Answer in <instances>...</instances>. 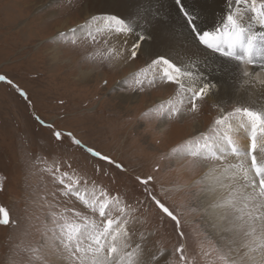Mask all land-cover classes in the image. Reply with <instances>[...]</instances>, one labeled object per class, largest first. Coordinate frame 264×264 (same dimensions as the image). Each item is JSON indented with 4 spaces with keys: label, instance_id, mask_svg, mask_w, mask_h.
<instances>
[{
    "label": "snow or ice",
    "instance_id": "6c2138e0",
    "mask_svg": "<svg viewBox=\"0 0 264 264\" xmlns=\"http://www.w3.org/2000/svg\"><path fill=\"white\" fill-rule=\"evenodd\" d=\"M197 2L172 0L174 15L168 21L158 9L149 8L129 15L90 14L57 39L77 47L81 42L102 44L97 54L110 64L142 61L119 82L122 91L172 88L166 101L148 111L161 122L191 117L195 132L159 160L174 161L178 167L170 164L168 170L178 177L200 168L203 174L169 186L157 184L154 174H136L140 195L129 199L79 173L67 160L71 171L55 156L51 163L38 157L36 163L43 159L45 164L41 171L51 177L52 199L40 196L42 203L32 210L30 202L20 218L0 207V227L20 230L21 237L8 264H264V0H224L225 7L210 25ZM161 22L171 32L166 52L154 44L153 29ZM177 43L186 58L171 54ZM201 53L225 58L224 71L237 83V91H247L230 107L217 101L216 114L203 129L196 118L219 85L201 70ZM0 81L28 100V94L5 75ZM257 88L259 96L254 95ZM34 118L52 130L57 146L67 136L72 146L85 151L96 175L108 176L105 165L129 171L122 161L88 146L71 131ZM161 171L155 163L152 173ZM73 198L88 212L70 207ZM190 241H195V249Z\"/></svg>",
    "mask_w": 264,
    "mask_h": 264
},
{
    "label": "rangeland",
    "instance_id": "374dc122",
    "mask_svg": "<svg viewBox=\"0 0 264 264\" xmlns=\"http://www.w3.org/2000/svg\"><path fill=\"white\" fill-rule=\"evenodd\" d=\"M67 2L71 4H65L64 0H37L32 9L21 10L19 6H26L17 5L16 0H0V75H5L28 94L26 101L16 87L0 81V207L13 218L25 216V208L30 202H34L31 206L34 210L42 203L40 196L47 195L48 200L52 199V180L48 173L41 171L44 160L36 163L38 157L51 163L55 156L64 170L71 171L64 163L67 160L79 173L102 183L112 192L126 193L129 199L140 195L134 179L136 174H154L157 184L169 186L177 179L189 182L198 179L204 171L200 168L178 177L177 172L168 170L170 164L173 168L178 167L174 161L159 160L161 154L167 153L195 130L194 121L189 117L182 122L169 121L165 132H158L156 123L159 120L148 110L166 101L172 88L132 93L122 91L124 85L120 83L121 89H115L122 81L120 78L126 77L142 61H138L132 70H121L97 54L103 51L102 44L93 46L81 42L77 47L57 39L59 33L53 26L66 20L68 27H73L85 19L83 15L78 17L85 0ZM47 15H52L49 20ZM53 55L58 57V65H53L49 59ZM83 56H95V59L84 62ZM84 63L98 73L96 77L99 74L106 77L98 78L94 83L81 82L78 70ZM105 80L107 84H104ZM122 93L141 95V104H132L127 110H124L126 104L117 101L113 104L112 95ZM216 111L207 101L196 118L200 129L207 127ZM145 112H148L147 117L141 119ZM35 116L53 123L56 129L71 131L88 146L122 161L129 171L123 173L105 165L108 176L96 175L85 151L72 146L67 136L63 145L57 146L52 130L42 126ZM155 163L161 165V172L152 173ZM32 172L35 175H31ZM174 199L178 200L179 194ZM69 206L88 212L74 198ZM20 239V230L0 227V264H8L9 255ZM190 244L195 249V241Z\"/></svg>",
    "mask_w": 264,
    "mask_h": 264
},
{
    "label": "bare ground",
    "instance_id": "6f19581e",
    "mask_svg": "<svg viewBox=\"0 0 264 264\" xmlns=\"http://www.w3.org/2000/svg\"><path fill=\"white\" fill-rule=\"evenodd\" d=\"M67 1L68 0H64L65 4H71V3H68ZM16 2H17V5L24 4L26 6L24 8L22 6H19L20 9L22 10V9H29V8L32 9L33 4L37 3V0H19V1L16 0ZM197 7L202 11V16L205 22L210 25L212 21L215 18H218L219 15L221 14L222 9L225 7V2L224 0H198ZM144 8H149L152 11H156L158 9L160 17L164 21H168L169 17L174 15V5L172 3V0H85L82 9L79 11L78 17L83 15L85 17L84 19L85 21L87 18H89L90 14H94V13L100 14L101 12H116L122 15H129V14L137 13L139 11H143ZM49 16H52V15H47V20H49ZM41 19H39V21H41ZM84 21L82 20L79 23H83ZM68 25L69 24L65 20L62 23H59L53 27H55L56 31L60 33L70 28V26L68 27ZM75 25L76 24H74V26ZM153 36H154V44L156 48L162 52L168 51L169 37L171 36V32L169 31L168 25H166L163 22L157 24L156 27L153 29ZM177 53H179V56H184L186 58L184 49L181 48L178 43H177L176 51H173L171 54L176 56ZM198 55L201 61H205L204 64H201V70L209 72L211 77L219 85V91L216 92L211 98L207 100L209 103L215 105L217 101H224L225 106L230 107L228 105H230L231 101L240 98V96L247 95V91L245 89H240L239 91H237V83L234 82V80L229 77L226 71H224V68L227 66V61L225 60V58L220 57L218 54H214V53L213 54L201 53ZM206 57L207 59L205 60ZM49 59L53 61L52 62L53 65L55 64L58 65L59 63L58 57L55 58V55H53ZM81 59L82 61L87 62L86 61L87 57L83 56L81 57ZM205 64L207 65V67H205ZM80 65L82 67H80L79 68L80 70H78V78L83 83L85 82L94 83L96 82L98 78L100 79L102 77H106L105 75H102V74H99L98 77H96L98 73H96L94 69H92L91 67H88L85 63L80 64ZM113 65L115 67H118L119 69L121 68V70H124L127 68L132 70L135 67V64H129V65L113 64ZM121 79L123 78H120V80ZM119 86H120V83H118V85L115 86L116 87L115 89H117ZM118 89L120 90L121 87H119ZM260 94L261 92L257 88V90L254 91V95L259 96ZM141 98H142L141 95L139 97H136L135 95H131L130 93L126 95L122 93V94H116V95L113 94L111 97V101L113 104H115L116 101L119 104H126L124 106V110H127L128 106H132V104H136V103L141 104L142 102ZM156 101L157 100H155V102ZM158 102L160 101L158 100ZM151 103H154V101ZM134 107H137V106H134ZM129 110H131V107H129ZM133 110L135 111V108ZM133 110L132 112H134ZM166 123L167 122L160 123V121L156 123V125H158L156 126V128L159 129L158 132L160 134L165 132L164 128L166 126ZM199 128H201L200 125H199Z\"/></svg>",
    "mask_w": 264,
    "mask_h": 264
}]
</instances>
